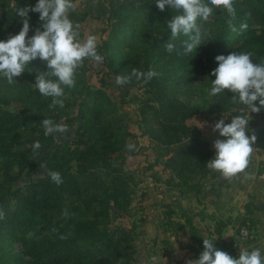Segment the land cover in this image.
<instances>
[{"label": "trees", "instance_id": "trees-1", "mask_svg": "<svg viewBox=\"0 0 264 264\" xmlns=\"http://www.w3.org/2000/svg\"><path fill=\"white\" fill-rule=\"evenodd\" d=\"M36 2L0 0V40L22 28L16 10ZM155 2L108 0L102 28L107 34L97 51L116 77L129 76L134 69L157 73L147 82L132 76L123 86L143 89V97L133 99L139 104L141 133L163 148L157 162L167 172L164 184L199 194L204 179L212 175L206 164L214 149L189 118L211 115L230 123L243 114L249 119L248 135L254 130L257 137L253 145L264 152V109L251 113L246 105L234 103L228 90L210 95L216 56L252 52L254 62H264V0H235L234 18L214 6L207 20H197L207 34L191 53L183 46L188 37L173 38L167 26L179 13L169 6L160 11ZM28 15L31 36L42 22L38 13ZM243 23L247 28L241 30ZM167 42L175 46L170 53ZM46 70V61L37 58L12 83L1 80L6 90L0 83V264H134L132 231L110 223L111 208L126 212L134 192V174L125 168L120 153L127 128L115 102L103 88L90 85L79 68L75 86L65 88L64 106L50 107L52 98L33 85L36 72ZM70 109L76 138L46 136L42 120L54 122ZM37 142L39 148L34 147ZM35 171L42 175L12 186L23 172L31 176ZM52 171L61 174V184L52 181ZM218 221L217 246L229 253L231 243L235 252L233 240L220 236L226 222ZM242 222L252 227L248 218ZM191 232L196 235L195 228Z\"/></svg>", "mask_w": 264, "mask_h": 264}, {"label": "clouds", "instance_id": "clouds-1", "mask_svg": "<svg viewBox=\"0 0 264 264\" xmlns=\"http://www.w3.org/2000/svg\"><path fill=\"white\" fill-rule=\"evenodd\" d=\"M155 3L160 11L169 6L179 13L167 21V26L173 38L180 34L188 37L183 42L185 53H191L201 45L202 36L207 33H202L197 20H207L214 6H222L230 16L235 17V0H156ZM74 8L73 0H37L34 6L16 10L23 24L18 34H9L5 40H0V76L8 83L24 73L37 58L46 61L47 70L36 72L33 85L41 95L52 98L50 107L64 106L65 88L75 86L76 70L85 58L97 63L104 60L97 51L96 36L89 35L83 42L79 40V25L69 18ZM29 12L38 13L42 22L31 36ZM229 24L231 26V21ZM246 28V23L241 24V30ZM232 30L236 31L234 27ZM174 47L171 42L165 43L169 53ZM252 57V52L243 51L216 56L218 66L211 72L215 79L211 80L210 95L216 96L228 90L233 93L231 98L234 103L246 105L251 113H260L264 109V62H254ZM155 75L157 73L151 68L146 73L134 69L129 76L118 75L116 83L124 85L130 82L132 76L147 82ZM257 101L258 104L255 103ZM248 125L249 119L243 114L234 116L230 123L221 118L214 124L213 131H218L223 139L217 138L213 142L215 155L207 161L208 168L219 171L224 177H233L238 173H244L246 177L249 175L244 170L248 167L257 137L254 130L252 135H248ZM42 126L46 136L66 130L48 118L42 120ZM34 147L39 148V142ZM127 147L131 149L133 145ZM50 177L57 185L63 182L59 172H50ZM2 216L0 212V218ZM187 264H264V255L260 249H242L238 257H233L215 248L212 240L203 239V251L199 258Z\"/></svg>", "mask_w": 264, "mask_h": 264}, {"label": "rangeland", "instance_id": "rangeland-1", "mask_svg": "<svg viewBox=\"0 0 264 264\" xmlns=\"http://www.w3.org/2000/svg\"><path fill=\"white\" fill-rule=\"evenodd\" d=\"M73 3L75 8L70 12V19L79 25V40L83 42L87 36L94 35L97 37V43H100L107 34L102 28L106 25L108 0H73ZM79 70L90 85L103 88L115 102L117 114L127 128L126 144L120 153L124 157L125 168L134 174V192L131 206L126 212L118 213L114 207L111 208L110 223L112 226H125L132 231L136 248L133 263L187 264L188 261L199 258L203 251V239L212 240L214 247L220 249L217 246L219 237L214 232V227L218 220L223 221L227 217L222 219L221 212L207 213L209 211H206L205 189L199 194L181 192L167 187L163 182L167 172L162 170L161 164L157 162L160 158L158 151L163 148L141 133L139 104L133 99L135 95L143 97V89L139 86L127 89L123 85H118L116 76L109 70L105 60L97 63L85 58ZM1 80L6 79L0 76V83ZM1 88L3 91L6 90L3 83ZM15 106L11 105L12 108ZM70 115L71 109L68 114L55 119V124L66 129L64 132L56 133L58 136L76 138V125ZM262 115L264 116V113ZM217 121L218 119L211 115L193 116L188 119L189 123L197 125L200 135L212 146L217 138L223 139L218 131H213ZM128 145L133 147L129 149ZM41 175L42 173L38 171L31 176L23 172L12 186H23L31 177L37 178ZM207 179L208 177L204 179L205 183ZM207 185L208 183L205 186ZM229 220L232 221V232L235 234L243 217L237 216L236 212ZM191 228H195L196 235L192 236ZM251 233L253 236V228ZM232 239L234 236L227 239V242H231ZM250 240L251 238L244 242V250H247V242ZM228 246L230 250L228 254L238 257L239 253L231 251L232 244Z\"/></svg>", "mask_w": 264, "mask_h": 264}, {"label": "crops", "instance_id": "crops-1", "mask_svg": "<svg viewBox=\"0 0 264 264\" xmlns=\"http://www.w3.org/2000/svg\"><path fill=\"white\" fill-rule=\"evenodd\" d=\"M212 148L214 149L213 146ZM214 155L215 149L211 158ZM244 171L249 174L247 177L244 173L224 177L219 171L212 169V175L206 181L208 185L204 186L207 196L206 211L221 212L222 219L227 217L223 220L226 224L221 231L225 241L234 236L230 216L237 212V216L248 218L254 234L247 242V250L260 249L264 255V152L253 149L248 167Z\"/></svg>", "mask_w": 264, "mask_h": 264}, {"label": "built area", "instance_id": "built-area-1", "mask_svg": "<svg viewBox=\"0 0 264 264\" xmlns=\"http://www.w3.org/2000/svg\"><path fill=\"white\" fill-rule=\"evenodd\" d=\"M253 149L259 150L258 147L253 145ZM252 228H250L247 224L240 222L237 226L236 233L234 234V240H233V247L235 248L237 253H240V251L244 247V242L246 240L252 239Z\"/></svg>", "mask_w": 264, "mask_h": 264}]
</instances>
